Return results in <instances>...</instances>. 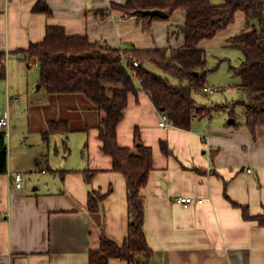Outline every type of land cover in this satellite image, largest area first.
Returning a JSON list of instances; mask_svg holds the SVG:
<instances>
[{"label":"crops","instance_id":"obj_1","mask_svg":"<svg viewBox=\"0 0 264 264\" xmlns=\"http://www.w3.org/2000/svg\"><path fill=\"white\" fill-rule=\"evenodd\" d=\"M38 1L0 0V53L5 54L0 119L8 121L0 128L8 133L7 171L0 174V264H88L101 235L118 245L126 238L125 177L112 171L111 158L101 150L98 113L83 99H70L72 95L57 96L53 105L49 99L43 105L32 101L28 70L34 67L17 52L42 41L48 27L122 52L174 49L184 42L177 27L185 15L176 11L167 20L145 25L112 9L126 0H44L49 15L33 11ZM244 29L245 17L237 12L232 24L199 47H231L229 39ZM82 103L86 110L80 109ZM29 106L37 112L34 128L29 118L24 123L19 116ZM223 113L227 117H217ZM160 115L148 96L137 91L128 95L117 127L119 147L134 148L137 133L152 152V168L141 190L143 229L152 251L149 264H264V226L245 220L237 207H246L250 216L264 215V129L252 134L244 126L235 127L226 111L195 118L189 130L160 127ZM52 120L67 121L74 130L61 134L62 147L69 154L68 137L76 134L71 142L79 145L78 168L51 165L46 159L39 168L38 153L29 151L25 142L16 147V125L34 141ZM161 142L168 154L161 151ZM33 164L38 171L23 177L16 189L10 176L32 173ZM83 171L95 174L87 182ZM90 192L108 193L94 214L87 211ZM177 197L194 201L184 207L175 202ZM198 199L203 202L198 204ZM109 264L127 263L115 259Z\"/></svg>","mask_w":264,"mask_h":264},{"label":"trees","instance_id":"obj_2","mask_svg":"<svg viewBox=\"0 0 264 264\" xmlns=\"http://www.w3.org/2000/svg\"><path fill=\"white\" fill-rule=\"evenodd\" d=\"M221 1L215 5L212 0H126L122 5H112V9L127 17L141 19L145 25L155 20H167L174 12L182 11L185 22L177 27V33L184 42L178 48L122 52L106 44L91 42L84 36H69L62 28L48 27L42 41L17 52L29 68H38L39 83L48 95H80L98 113L95 127L101 150L111 158L112 171L125 177L129 218L126 238L118 245L101 235L97 249L88 254V264H109L115 259L127 264H149L152 257L143 229L144 198L141 194L152 168V152L141 144L137 133L134 148L119 147L117 143V127L123 119L129 94L143 91L155 109L166 116L168 124L178 129L189 130L195 118H212L225 111L234 120L232 125L235 127L244 126L252 134L264 129V0ZM154 10L163 11L167 18L140 14ZM33 11L50 14L44 0H39ZM237 12L245 17V29L230 38L228 44L238 48L243 55L241 64L233 71L240 79L238 90L244 100L228 103L233 105L230 109H227L228 104L199 105L193 94H207L211 72L206 64V51L199 44L225 30L234 22ZM253 20L255 25L251 24ZM129 53L139 66L134 67L131 62L125 65L123 59ZM4 62L5 54L0 53L2 76ZM146 65L153 66L161 75L149 71ZM168 77L178 84L172 85ZM237 105L242 107L240 120L235 117ZM73 131L67 121L52 120L47 122L41 138L47 144L51 136H67ZM6 136L0 131V152L4 153L0 174L7 171ZM160 149L168 154L164 142L160 143ZM83 174L88 182L95 172L83 171ZM107 194L90 192L87 211L96 213ZM237 207L245 220H254L264 226V215L250 216L246 207Z\"/></svg>","mask_w":264,"mask_h":264},{"label":"rangeland","instance_id":"obj_3","mask_svg":"<svg viewBox=\"0 0 264 264\" xmlns=\"http://www.w3.org/2000/svg\"><path fill=\"white\" fill-rule=\"evenodd\" d=\"M212 3L215 5H219L222 3L221 0H212ZM213 39V38H212ZM243 59V55L241 51L236 47H223V46H211L206 49V64L207 68L211 70L207 80L208 89L215 88L218 89L216 92L212 94H193V99L199 105L205 106H225L226 104H233L239 102L240 100H244L243 94L238 90V86L240 85V79L234 75L233 68L238 67ZM149 71L154 72L158 75H161V72L155 69L153 66L147 67ZM30 73L29 85L30 89L28 95L32 98V101L38 103L39 105H43L49 101V104L53 105L55 98L57 96H50L46 93L44 87H42L39 83V72L38 68L34 67L31 70H28ZM169 82L172 85L178 84V82L171 77H168ZM40 85V88L38 86ZM23 96H25L23 94ZM70 99H83V103L88 104V102L80 95H72ZM80 105V109H84V104ZM228 104V105H229ZM233 105H229L227 109H230ZM79 110L78 112H82ZM86 110V109H84ZM235 117L238 119L242 118V107L240 105L235 106ZM22 122H24V118L27 122L28 118L30 119V125L32 128L36 126L35 117L37 116V112L33 106L26 107L22 114L19 115ZM217 117H227L226 114L217 116ZM19 119V118H18ZM228 119V118H225ZM25 123V122H24ZM16 131L14 132L13 139L18 142L16 147L21 146V142H25L27 144V148L29 151L34 153H38L39 155V168L43 166V159L49 160L51 165L59 164L63 168H78L80 163V154L78 150L77 143L72 144V138L77 137L74 136L76 134H70L67 140L68 148H70V153L64 152L62 147V135L55 134L51 136L49 146L47 147L38 136V138H34V141L30 138L31 133L27 131H19L18 125H16ZM7 131V129H5ZM30 146V147H29ZM36 169V171H35ZM38 169L33 164L32 173H23L22 177L31 176L30 174H35Z\"/></svg>","mask_w":264,"mask_h":264},{"label":"built area","instance_id":"obj_4","mask_svg":"<svg viewBox=\"0 0 264 264\" xmlns=\"http://www.w3.org/2000/svg\"><path fill=\"white\" fill-rule=\"evenodd\" d=\"M123 17L127 18L126 15H123ZM123 60H124L125 65L128 64V62H131L134 67L139 66V63L133 58L131 53H129L126 56H124ZM137 82H139V80H137ZM216 91H217V89H215V88H210V89L207 88L206 93L207 94H212V93H214ZM7 126H8L7 119H5V118L0 119V128H6ZM159 126L163 127V128H167V127L170 126L168 124V122H167V119H166L165 115H160ZM5 134L6 135L8 134L7 131H5ZM43 172H44V170H43ZM248 172H249V170H248ZM10 179L13 182V185H14V187L16 189H20L22 187L23 177H22L21 174L17 173V174L11 175ZM193 201L194 200L191 197H177L175 199V202L177 204L183 205L184 207L189 206L191 203H193ZM196 202L198 204H201L203 201H202V199H198Z\"/></svg>","mask_w":264,"mask_h":264},{"label":"water","instance_id":"obj_5","mask_svg":"<svg viewBox=\"0 0 264 264\" xmlns=\"http://www.w3.org/2000/svg\"><path fill=\"white\" fill-rule=\"evenodd\" d=\"M140 14L147 15V16H150V17L157 16V17H160L162 19L167 18V14L166 13H164L163 11H158V10L145 11V12H141ZM38 88H40V85L38 86ZM3 162H4V153L0 152V167L2 166Z\"/></svg>","mask_w":264,"mask_h":264}]
</instances>
